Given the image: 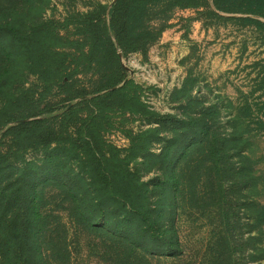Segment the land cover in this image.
<instances>
[{"label": "trees", "instance_id": "1", "mask_svg": "<svg viewBox=\"0 0 264 264\" xmlns=\"http://www.w3.org/2000/svg\"><path fill=\"white\" fill-rule=\"evenodd\" d=\"M47 1L0 0V131L6 128L3 136L9 137V148L6 151L0 149V164L29 147L43 146L45 150L42 159L24 161L0 180V264H50L51 243L48 240H53L57 229L50 225L49 216L41 211L45 189L37 188V184L52 180L64 186L59 188V194L71 206L76 224L93 229L98 222H103L101 228L107 226L108 231L115 234L126 229L125 241H132L128 253L142 259L137 253H146L148 248V252H152L157 242L156 229L153 228L160 220L165 222L161 225L165 226V233L172 231V224L167 221L171 215L165 212L175 203L153 207L149 196L151 190L166 187L184 194L203 180L209 192L214 187V192L218 193L215 198L220 201L219 212L225 217V221L214 229L213 248L204 264H234L233 247L238 240H232L234 233L231 232L240 225L229 223L232 204L226 208L225 203L236 187L238 192H250L260 186L264 193V176H260L247 151L254 136L252 132L264 131V72L252 91V94L261 93L245 96L232 118L234 127L230 132L211 131V125L203 118L182 121L185 126L196 121L191 129L196 130L197 139L191 144L197 143L198 147L190 153L179 173L172 165L175 157H169L166 151L179 137L185 139V129L182 136L174 133L163 153L150 151L147 140L152 130H147L133 137L127 155L115 154L109 158L100 148L105 145L100 129L105 119L103 110L111 105L132 108L139 100L128 95V91L135 87L133 82L118 86L119 82L107 83L106 80L98 87L104 77L95 80L93 76L101 69H108L107 63L117 50L123 54L145 51L160 37L165 27L163 22L175 10L200 8L205 0H116L109 7L99 6L102 12L97 18H94L93 11L86 13L78 39L83 45L75 54L86 57L84 63L86 60L90 62L91 77L87 82L93 90L79 95L76 103L56 115L60 119L57 124H53L42 107L41 98L48 106L49 96L64 78L71 82L79 79L76 75H65L64 62L68 55L58 49L63 37L55 27L57 21L45 16ZM209 1L206 11L209 16L220 18L219 13L235 15L227 18L242 27L256 29L264 37V0ZM156 22H161L160 27L155 25ZM31 75L41 82L39 96L24 87L25 80ZM80 108H89L90 111L71 123ZM233 153L240 160L238 166L230 162ZM128 155L141 159L144 164L152 163L154 158L162 159L161 169H165L164 165L166 169L171 167L172 177L163 179L158 175L151 181L142 180L127 165ZM75 164L79 170L75 169ZM226 169L229 177L225 176ZM239 177L244 182L237 183L235 180ZM95 184L98 188L92 189ZM255 207L252 220H255L257 231L264 236V203L258 201ZM158 210L162 213L158 214ZM162 242V255L179 253L177 241L173 243L165 236ZM44 248L48 253L45 254Z\"/></svg>", "mask_w": 264, "mask_h": 264}, {"label": "rangeland", "instance_id": "2", "mask_svg": "<svg viewBox=\"0 0 264 264\" xmlns=\"http://www.w3.org/2000/svg\"><path fill=\"white\" fill-rule=\"evenodd\" d=\"M115 1H47L45 16L57 21L55 27L63 37L58 43V49L68 55L64 62L65 75H76L79 79L71 82L64 78L49 96L48 106H45L46 100L41 98L40 103L52 118L53 124L60 120L56 115L76 103L80 99L79 95L93 90L87 82L91 77L90 62L86 60L84 63L86 57L75 54L83 45L78 43V39L81 37L84 15L93 11L94 18H97L102 12L99 6L109 7ZM208 4L210 1L205 0V4L200 8L175 10L169 19L163 22L165 27L160 37L145 51L123 54L117 50L116 55L107 63L108 69L95 73V80L104 77L103 83H99L98 87L104 85L106 80L107 83L119 82L118 86L128 81L133 82L135 87L128 91V95L139 100L132 108L111 105L103 110L105 119L100 129L105 145L100 148L104 155L109 158L115 154L127 155L133 137L147 130H152L147 140L150 151L163 153L174 133L182 136L181 132L185 129V139L179 137L170 150L166 151V155L175 157L172 165L175 172L179 173L190 153L198 147L197 143L191 144L193 139H197L196 130L191 129V125L196 121L186 126L182 121L191 122L192 118H203L211 125V131L219 134L228 133L234 127L232 118L237 107L245 96L252 94L256 80L262 75L261 72H264V37L256 29L242 27L238 22L227 18L235 15L219 13L222 15L220 18L209 16L206 12ZM160 23L156 22L155 25L160 27ZM82 63L85 66L81 68ZM24 87L37 92L36 96H39L42 88L41 82L33 75L25 80ZM260 93L256 91L252 95L257 96ZM96 108L98 109L97 106ZM89 111V108L76 110L73 120L70 119L71 123ZM5 130L6 128L0 131L1 151L9 148V137L3 136ZM252 133L254 136L247 151L260 176H264V131ZM44 156L43 146L19 151L16 156H10L0 164V180H4L14 167L20 166L24 161H38ZM128 156L127 165L140 175L142 180L151 181L158 175L163 179L172 177L169 170L171 167L166 169L164 165L165 169H161L162 159L154 158L152 163L144 164L141 159ZM239 161L238 156L233 153L231 164L238 166ZM75 167L78 169L77 164ZM84 173L90 177L88 172ZM225 176L229 177L227 169ZM240 177L236 178L237 183L244 182ZM203 182H197L195 189L191 186L184 194L166 187L151 190L149 196L153 207H165L175 203L165 212L171 215L167 221L172 224V231L165 233V226H161L165 222L160 220L153 228L156 229L157 242L152 252H148V248L146 253H137L143 259L128 253L132 241H125L126 229L115 234L114 231H108L107 226L101 228L103 222H98L93 229L76 224L71 206L62 200L59 194V188L64 187L62 183L55 180L39 182L37 188L45 189L41 211L43 215L49 216L50 225L57 229L53 240H48L51 243L49 263L204 264L206 258L209 260L210 250L213 248L214 229L217 224L225 221V217L219 212L220 201L215 198L218 193L214 192V187L209 192ZM180 185L179 183V189ZM91 188H98V185L95 184V187ZM236 188L228 201L225 199L226 208L232 204L229 223L240 225V228L231 232L234 233L232 240H238L233 247L234 264H264V236L257 231L255 220H252L256 213L255 204L258 201L264 203V193L260 186L250 192H238ZM160 213L162 212L158 210V214ZM165 236L171 238L173 243L177 241V255L161 254L160 249L164 247L162 238ZM44 251L45 254L48 253L46 248Z\"/></svg>", "mask_w": 264, "mask_h": 264}]
</instances>
